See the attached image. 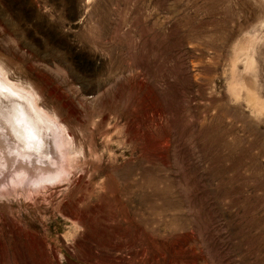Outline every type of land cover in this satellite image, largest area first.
I'll return each instance as SVG.
<instances>
[{"label":"rangeland","instance_id":"374dc122","mask_svg":"<svg viewBox=\"0 0 264 264\" xmlns=\"http://www.w3.org/2000/svg\"><path fill=\"white\" fill-rule=\"evenodd\" d=\"M0 72L64 142L0 264H264V0H0Z\"/></svg>","mask_w":264,"mask_h":264},{"label":"bare ground","instance_id":"6f19581e","mask_svg":"<svg viewBox=\"0 0 264 264\" xmlns=\"http://www.w3.org/2000/svg\"><path fill=\"white\" fill-rule=\"evenodd\" d=\"M43 146L50 149L51 159L44 156ZM62 146L59 130L39 111L33 96L6 82L0 72V171L8 169L13 180L27 174L33 184L48 180Z\"/></svg>","mask_w":264,"mask_h":264}]
</instances>
